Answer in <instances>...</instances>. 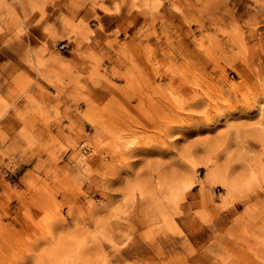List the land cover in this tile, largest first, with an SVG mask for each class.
Returning <instances> with one entry per match:
<instances>
[{
	"label": "rangeland",
	"instance_id": "374dc122",
	"mask_svg": "<svg viewBox=\"0 0 264 264\" xmlns=\"http://www.w3.org/2000/svg\"><path fill=\"white\" fill-rule=\"evenodd\" d=\"M87 1L73 115L0 162V264H264V0Z\"/></svg>",
	"mask_w": 264,
	"mask_h": 264
},
{
	"label": "crops",
	"instance_id": "0c3cea01",
	"mask_svg": "<svg viewBox=\"0 0 264 264\" xmlns=\"http://www.w3.org/2000/svg\"><path fill=\"white\" fill-rule=\"evenodd\" d=\"M19 3L0 1V110L4 102L14 103L7 114L25 116L26 121L10 120L3 126L0 120V162L16 159L27 166L39 160L36 149H29L35 143H26L20 132L35 138L41 133L52 134L55 127L60 131L67 126L63 120L73 113L68 110L66 95L58 96L62 89L67 93L60 68L84 65L75 53L86 49L95 52L105 38L95 29L84 44L82 33L71 32L80 21L91 19L94 14L103 17L90 1L25 0L30 7L24 9ZM16 16L22 21L19 28L15 26ZM66 45L69 49H60ZM56 111L62 120L59 126L52 122ZM12 126L17 134L5 135Z\"/></svg>",
	"mask_w": 264,
	"mask_h": 264
},
{
	"label": "built area",
	"instance_id": "2783aa9c",
	"mask_svg": "<svg viewBox=\"0 0 264 264\" xmlns=\"http://www.w3.org/2000/svg\"><path fill=\"white\" fill-rule=\"evenodd\" d=\"M63 47V46H62ZM5 178H10L11 183L15 184L16 181H14V179L11 177V175H9L8 173L5 174Z\"/></svg>",
	"mask_w": 264,
	"mask_h": 264
}]
</instances>
